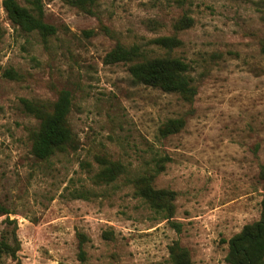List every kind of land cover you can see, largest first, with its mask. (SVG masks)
<instances>
[{
	"label": "rangeland",
	"instance_id": "obj_1",
	"mask_svg": "<svg viewBox=\"0 0 264 264\" xmlns=\"http://www.w3.org/2000/svg\"><path fill=\"white\" fill-rule=\"evenodd\" d=\"M41 1L57 28L46 38L14 24L0 0V203L10 211L0 215V237L16 225L22 264H80V234L85 264H172L174 241L191 264H229L228 240L260 218L264 195V0H96L90 10ZM183 14L194 23L177 31ZM172 34L182 40L172 52L152 42ZM117 44L185 59L194 100L135 82L129 62H106ZM64 89L75 147L39 159L31 132L40 120L22 99L52 109ZM177 117L184 128L162 137L159 127ZM161 154L170 160L154 185L176 192L171 218L126 174L96 180L107 161L131 175Z\"/></svg>",
	"mask_w": 264,
	"mask_h": 264
},
{
	"label": "trees",
	"instance_id": "obj_2",
	"mask_svg": "<svg viewBox=\"0 0 264 264\" xmlns=\"http://www.w3.org/2000/svg\"><path fill=\"white\" fill-rule=\"evenodd\" d=\"M183 5L188 0H178ZM72 3L90 10V5L96 0H71ZM3 6L9 19L27 32H38L43 37L56 33L57 28L44 20L41 0H31V6L26 7L18 0H3ZM194 23V18L183 14L175 23L177 31L187 29ZM158 47L172 52L182 45V40L176 35L159 36L152 41ZM264 53V43L262 44ZM105 61L108 63L129 62L130 73L133 80L152 87H158L163 91L177 93L185 101L192 102L197 94V87L190 75L191 65L180 56L170 54L150 57L138 44L125 46L117 44L110 50ZM6 76L18 77L12 70L5 71ZM25 108L40 120L38 129L31 132L32 152L39 159H49L58 152H63L69 147H75V133L69 123V114L72 108V94L69 90L60 91L57 101L52 109L44 103L22 99ZM186 125L183 117L170 118L160 127L162 137L179 132ZM170 157L166 154L156 155L152 164L141 172L129 175L128 169L120 161H107L105 166L96 174L99 182H114L120 175L126 174L128 183L134 188L135 193L146 201L157 212H163L166 218H171L175 212L176 192L165 188H156V178L165 170ZM261 176L264 180V165L261 168ZM261 216L258 220L247 223L242 230L233 235L229 240V250L226 260L229 264H264V195L261 202ZM7 207L0 203V215L9 214ZM9 223L16 220L7 218ZM172 226L177 230L181 224L172 221ZM17 224V223H16ZM16 225L10 231H6L0 237V261L4 256L11 257L15 264H22L18 257L20 241L16 232ZM79 259L80 264H85L86 252L83 244L86 241L84 234H80ZM170 262L172 264H191L189 250L179 241H174L170 247Z\"/></svg>",
	"mask_w": 264,
	"mask_h": 264
}]
</instances>
